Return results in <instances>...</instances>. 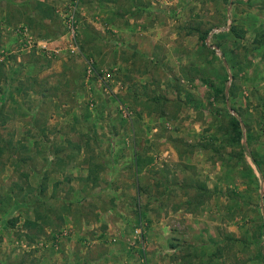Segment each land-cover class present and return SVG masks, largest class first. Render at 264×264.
<instances>
[{"label":"rangeland","instance_id":"1","mask_svg":"<svg viewBox=\"0 0 264 264\" xmlns=\"http://www.w3.org/2000/svg\"><path fill=\"white\" fill-rule=\"evenodd\" d=\"M74 1L0 38V264H264V0Z\"/></svg>","mask_w":264,"mask_h":264},{"label":"crops","instance_id":"2","mask_svg":"<svg viewBox=\"0 0 264 264\" xmlns=\"http://www.w3.org/2000/svg\"><path fill=\"white\" fill-rule=\"evenodd\" d=\"M95 1L105 6L104 12L106 18L110 17V19H112L114 15L116 19L122 20V26H118L120 27V32H122L124 27L132 25L131 18L135 16L137 11L135 6L131 5L132 0H127L128 6L126 5L125 8H117V6L113 7L112 0H108L105 3L97 0ZM67 2H69V0H67ZM62 3L63 0H0V38L4 37V34H6V27H9L10 25H16V17H18V21H22V23H25V25L28 26H25L28 31H33L32 33L34 34V36H39L41 27H46L50 24L51 20L53 19V15L56 17L57 6H59V4L62 5ZM69 12L70 11H67L66 15ZM125 12L127 13L125 14ZM37 39L39 44L41 46H44L43 48L52 49V47L56 45V40L51 41V39L47 37H41ZM136 50L143 52L145 55H150L152 51L149 46L144 48L141 45H138ZM32 65L33 64H31V61H28V63L26 64V66H31L32 68H34L35 66ZM9 78L10 74H8V81H10ZM20 78L23 77L20 76ZM4 94L5 93L3 92V95Z\"/></svg>","mask_w":264,"mask_h":264},{"label":"built area","instance_id":"3","mask_svg":"<svg viewBox=\"0 0 264 264\" xmlns=\"http://www.w3.org/2000/svg\"><path fill=\"white\" fill-rule=\"evenodd\" d=\"M78 1L79 0H75L74 1L73 7L71 9V13H68L66 15V17H65L66 18V27H67L66 29H67V32L69 34H71V36H74L75 33H76V25H75V21H74L73 16H74V11H75V9L77 7ZM22 31H23V33H24L25 36H29L28 29H26L25 27H23ZM106 76L109 77L110 74H107Z\"/></svg>","mask_w":264,"mask_h":264},{"label":"trees","instance_id":"4","mask_svg":"<svg viewBox=\"0 0 264 264\" xmlns=\"http://www.w3.org/2000/svg\"><path fill=\"white\" fill-rule=\"evenodd\" d=\"M3 67H1L0 66V74H2V72H1V69H2ZM3 70V69H2ZM4 74V73H3ZM237 126H238V124H236ZM238 137H240V132L238 131L237 132V140H238ZM252 160L254 161V162H256V159H255V157H252ZM257 166V168H260L258 165H256ZM93 167H94V165L93 164H91L90 163V166H89V168H88V175L90 176L92 173H94L95 171H94V169H93ZM89 176L87 177V178H89ZM94 181H95V179H94ZM206 185L204 184V183H199L198 184V190L201 192V194H200V196H203L204 195V193H206L207 191H206ZM208 194V193H207ZM205 196V195H204ZM32 203V201H30V202H28V204H22V205H18V206H28V205H30ZM30 224V223H29Z\"/></svg>","mask_w":264,"mask_h":264}]
</instances>
